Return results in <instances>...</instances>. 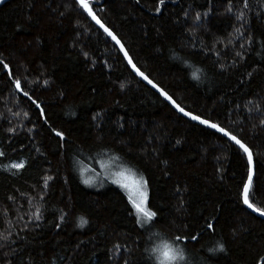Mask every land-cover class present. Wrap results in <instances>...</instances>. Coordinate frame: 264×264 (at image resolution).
I'll list each match as a JSON object with an SVG mask.
<instances>
[{
  "label": "trees",
  "instance_id": "1",
  "mask_svg": "<svg viewBox=\"0 0 264 264\" xmlns=\"http://www.w3.org/2000/svg\"><path fill=\"white\" fill-rule=\"evenodd\" d=\"M156 3L95 0L94 10L137 67L181 107L252 147L253 201L264 207V0H249V9L232 0V12L228 0H166L159 14ZM241 10L245 20L236 18ZM0 58L16 78L27 77L24 90L48 118L44 124L0 72V237H7L0 239V264H144V248L159 231L198 235L188 244L190 264L208 257V264H261L264 219L237 203L246 178L242 154L138 79L73 0L0 5ZM52 129L62 130L67 143ZM109 157L148 182L158 219L151 232L135 223L116 185L82 182L83 165ZM17 163L24 168L11 167ZM218 242L227 250L212 256L207 250Z\"/></svg>",
  "mask_w": 264,
  "mask_h": 264
},
{
  "label": "snow or ice",
  "instance_id": "2",
  "mask_svg": "<svg viewBox=\"0 0 264 264\" xmlns=\"http://www.w3.org/2000/svg\"><path fill=\"white\" fill-rule=\"evenodd\" d=\"M228 2L232 5V0H228ZM3 3L4 0H0V4ZM136 3L139 4L140 0H136ZM237 3H240V0H237ZM73 6L79 10L81 15L90 18L99 29H102L103 33L118 46L119 52L123 54V60L127 62V65L131 67L135 75L142 81H146L147 84L150 85L159 96L163 97L164 101L171 105L177 113L182 114L183 117L196 122L207 129L214 130L215 133L226 138L227 142L230 143V146H234L239 154H242V159L245 160L246 178L242 179L241 187L238 188L237 203L242 205L245 209L251 210V213L257 214L258 217L264 218V207L257 206L253 201V196L256 190V162L252 147H250L242 137L237 136L233 131L221 126V124L212 122L209 118L202 117L200 114H193L192 111L185 110V108L181 107L172 96L168 94V92L159 87L157 83L153 82L148 74L141 71L136 63L133 62L129 51L126 50L121 39H119L114 31L106 26L98 17L97 12L94 10L95 0H73ZM164 6H166V0H157L155 12L158 14L161 13ZM233 6L234 5L228 7L227 11L232 12ZM250 7L249 0H242V9H249ZM63 14L64 13H61V15ZM185 15H187V13H185ZM236 18L238 20H245V12L243 10L239 11L236 14ZM195 19L197 21L200 19L199 13L196 14ZM236 31L240 32V29H236ZM253 42L254 38H249V43ZM240 47L243 48L244 44H241ZM237 55L239 56L240 53H237ZM85 56L87 57V53H85ZM0 72H3L7 76L16 92L22 93L24 97H27L28 100L35 105V108L39 110L37 114L38 118H43L44 124H48V118L42 104L37 102L36 99H33V96L30 95L28 91L24 90L23 85L27 83V77L25 76L22 79L16 78L10 64L2 58H0ZM192 76L193 79H199L195 72ZM44 85H48L47 80L44 81ZM121 87L123 88V85H121ZM256 110L259 111V109ZM25 115L27 114L25 113ZM93 119L95 120L96 117L93 116ZM260 124L264 125V120H261ZM52 132L60 142L67 143V137L62 130L52 129ZM177 143H179V141H177ZM0 155H3V153H0ZM113 159L115 160L117 158ZM11 167L20 170L24 168V165L22 163H17L13 164ZM116 169V171L111 173L114 177L112 183L126 193L128 203L131 205V208L134 209L135 223L145 232H151L152 228L156 227L158 219L157 212L151 210L149 207L148 182L143 176H138L133 172L131 168L116 165ZM83 183L90 185L92 181L85 178ZM45 186H47V179L45 180ZM33 216L36 220L40 219L39 209L36 210ZM85 223H87V221L81 218L80 225L83 226ZM57 227H59V225H57ZM205 227L207 229H213L214 225L206 221ZM0 239L6 240L7 237H0ZM195 241H198V235L196 234H176L174 236H169L166 233L159 231L155 233L153 237L149 238L148 244L150 246L144 248V252L148 254L144 264H148L149 261H151V264H190V259L193 254L188 253V244L189 242ZM2 246L3 245H0V247ZM114 250L119 252L121 250V245H114ZM226 250V245L223 242H218L215 247L210 248L207 251L210 252L212 256H215L217 253H225ZM124 251H128V249L124 247ZM209 259L210 257L205 258L203 264H208ZM124 264H129V261L125 259ZM261 264H264V257L261 258Z\"/></svg>",
  "mask_w": 264,
  "mask_h": 264
},
{
  "label": "rangeland",
  "instance_id": "3",
  "mask_svg": "<svg viewBox=\"0 0 264 264\" xmlns=\"http://www.w3.org/2000/svg\"><path fill=\"white\" fill-rule=\"evenodd\" d=\"M113 158H115V157H109V158L102 159L97 163L96 166H90V165H86V164L83 165V167L80 170L82 182L85 178H88L92 181V183L90 185H86L84 183L87 187L99 188L104 184L105 181L112 183V179L114 177L111 175V173L117 170L116 165L126 167V168H130L127 165L118 161L117 159L114 160ZM132 171L135 172L133 169H132ZM82 173H83V175H82ZM138 176H140V175H138ZM122 192L127 197L126 193L123 190H122ZM133 211H134V209H133Z\"/></svg>",
  "mask_w": 264,
  "mask_h": 264
},
{
  "label": "water",
  "instance_id": "4",
  "mask_svg": "<svg viewBox=\"0 0 264 264\" xmlns=\"http://www.w3.org/2000/svg\"><path fill=\"white\" fill-rule=\"evenodd\" d=\"M7 1H9V0H4V3L5 2H7ZM3 3V4H4ZM0 5H2V4H0ZM93 22V21H92ZM94 23V22H93ZM97 26V25H96ZM98 27V26H97ZM101 31H102V29H100ZM103 32V31H102ZM109 38V37H108ZM110 39V38H109ZM111 40V39H110ZM113 42V41H112ZM114 43V42H113ZM115 44V43H114ZM116 47H117V49H118V46L117 45H115ZM119 51V50H118ZM121 55H122V57H123V54L121 53ZM126 62V61H125ZM126 64H127V62H126ZM129 67V69L132 71V69H131V67L130 66H128ZM133 72V71H132ZM133 74L135 75V73L133 72ZM136 76V75H135ZM138 79H140L138 76H136ZM141 80V79H140ZM142 81V80H141ZM145 85H147L148 87H150L151 88V86L150 85H148L147 84V82L146 81H142ZM152 89V88H151ZM153 91H155L154 89H152ZM156 92V91H155ZM157 93V92H156ZM158 94V93H157ZM159 95V94H158ZM161 97V96H160ZM162 99H163V97H161ZM164 100V99H163ZM167 103V102H166ZM168 104V103H167ZM169 105V104H168ZM170 107H171V105H169ZM179 114V113H178ZM181 116H182V114H180ZM187 119V118H186ZM196 123V122H195ZM198 124V123H197ZM249 212H251V210H248ZM252 214H254V213H252ZM254 215H256L257 217H258V215L257 214H254ZM262 219H264V218H262Z\"/></svg>",
  "mask_w": 264,
  "mask_h": 264
}]
</instances>
